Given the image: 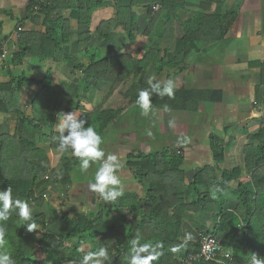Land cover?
Listing matches in <instances>:
<instances>
[{
    "label": "trees",
    "instance_id": "trees-1",
    "mask_svg": "<svg viewBox=\"0 0 264 264\" xmlns=\"http://www.w3.org/2000/svg\"><path fill=\"white\" fill-rule=\"evenodd\" d=\"M156 1L161 2L162 8L154 13L145 34L150 33L152 24L162 15L166 25L172 24L177 18V10L184 6L186 0ZM204 1L218 3L220 0ZM149 3L150 1L131 0L130 5L124 8L116 6L115 17L103 25L110 26L120 22L132 40L134 21L131 14L128 18L127 15L133 5L143 4L149 7ZM100 4L97 0H51L42 3L32 0L28 7L31 20L35 24L40 23L37 14L43 13L45 32L26 30L23 25H19L17 32L20 42L11 62L18 65L25 58L40 61L65 59L82 71L85 90L109 84L99 108L82 118L87 124L91 121L92 126L101 120L97 131L102 133L119 114V111L101 109L104 102L130 74H134L136 80L125 96L135 102L138 89L147 87L145 82L139 80L143 67L150 60H155L158 70H162L166 54L153 47L146 50L140 60L127 53L110 54L101 59L91 58L86 65L67 54L62 45L69 40L70 19L88 26L92 12ZM36 6L40 7L38 11ZM65 9L71 10L69 18L59 16L55 20L50 19L56 11ZM199 20L198 29L192 23L184 26L183 36L176 48L183 59L196 51L195 44L200 40H222L231 21L219 16L199 17ZM204 25H208L206 30L201 28ZM108 34L101 33L107 38ZM1 44L0 40V56ZM259 66L264 67V62ZM25 82L35 81H28L21 74L0 83V93H10L9 97L0 95V110L10 111L16 108L13 94ZM48 87L50 90L44 87L33 102L41 98L42 94L45 96L53 92L52 99L57 96L56 89L50 84ZM214 94L208 92L205 96H196L194 91L176 90L171 98L153 95L152 108H164L167 105L171 110L185 111L189 109L187 103L190 101L220 102L222 98L217 93ZM78 99L75 97L70 100L66 109H79ZM55 108L53 103L50 113H44V127L37 125L36 129L24 132L22 125L31 124L33 120L21 116L17 124V140L14 137L7 139L5 135L0 136V190L11 187L14 197L26 200L38 225V229L29 232L16 212L7 221L0 222V227L5 231L6 248L12 253L15 264H80L84 252L96 251L100 247L108 250L109 259L105 264H129L128 254L133 239H138L141 244L162 245L158 249L161 254L153 264H219L196 257L201 251L202 238L211 233L217 237L223 252L230 256L225 259V264H249L252 254L264 258V127L247 135L244 165L232 169H221L218 166L225 151L218 145L221 139L211 136L210 147L214 162L203 166L189 183L185 182L184 156L181 153L169 149L130 153L127 165L139 182L142 193H124L108 206L101 205L94 211L74 212L71 216L70 210L60 213L50 204L48 210L42 211L46 200L43 196H38L35 190L50 168L49 157L38 143L49 142L54 148L58 143L56 137L59 133L54 131ZM66 154L67 152L63 153L60 167L48 175L47 185L71 182V174L79 161ZM243 172L250 175V180H240ZM189 214H208L214 219L208 230L199 229L200 237L195 242L181 239L182 222ZM241 223L245 226H241ZM86 243L93 247L80 251V247ZM173 248L177 251H172Z\"/></svg>",
    "mask_w": 264,
    "mask_h": 264
},
{
    "label": "crops",
    "instance_id": "crops-1",
    "mask_svg": "<svg viewBox=\"0 0 264 264\" xmlns=\"http://www.w3.org/2000/svg\"><path fill=\"white\" fill-rule=\"evenodd\" d=\"M31 1L0 0V40L2 42L0 83L7 82L11 77L20 74H23L28 81H35L34 83L25 82L22 88L13 94L16 108L10 111L0 110V136L5 135L7 139L19 138L16 137V131L18 119L21 116L33 120L31 124L22 125L24 132L32 131L39 125L44 127L43 115L50 113L53 103L56 105L54 131L58 133L57 123L61 113H75L79 118L86 117L99 108L110 87L109 84H101L98 88L85 90L82 71L65 59L40 61L25 58L21 64H12L11 61L20 42L17 32L19 25H23L26 30L45 32L42 22L45 17L43 13L37 14L40 17V23L35 24L31 20L28 10ZM36 1L42 3L51 0ZM97 1L101 4L92 12L88 26L80 25L76 19H70V36L68 42L62 45L63 50L86 65L91 58L101 59L110 54L127 53L140 60L146 50L153 47L161 49L164 55L166 54L164 68L159 71L156 61L150 60L143 67L139 80L146 83V77L155 75L157 80L173 79L175 91L190 90L194 91L196 96H205L208 92L217 93L222 98L220 102L215 103L190 101L187 103L189 109L185 111L152 108L149 113L150 121L155 124L153 136L157 138L165 136L167 139L160 145L163 146L162 149H169L184 156L185 182H191L203 166L214 162L210 147L211 136L221 139L218 145L225 151L222 162L218 164L221 169H232L244 165V145L247 135L264 127V67L259 66L264 62V0H220L218 3L186 0L184 6L177 10V18L172 24L166 25L162 15L156 23L152 24L150 33L146 34L144 31H147L149 22L154 13L160 11L162 4L156 0H144L150 1L149 7L143 4L133 5L127 15L128 18L131 14V19L134 21L132 40L129 39L127 31L120 22L110 26L103 25L104 22L115 17L116 6L124 8L130 5L131 0ZM155 4L160 5L158 10L153 9ZM38 8L40 7L36 6L35 9L38 11ZM149 9L151 11H148ZM70 11V9L56 11L50 19L55 20L59 16L69 18ZM205 16H219L221 19L227 17L231 20L224 38L219 41L196 42V51L183 59L176 48L183 36L185 24L192 23V26L198 29L199 17ZM197 19L199 21H196ZM207 26L204 25L201 28L206 30ZM217 30L216 28L215 31ZM210 32L213 33L212 30ZM101 33H109L108 38ZM135 80L134 74H130L104 102L101 109L119 111V114L101 133L104 135L101 147L106 155L112 153L120 157L122 167L117 174L123 183L124 193L141 194L142 188L127 165L128 155L143 152L139 151L140 147L147 151L143 153L152 152L149 151L151 148H145L144 141L140 140V133L135 130H128V132L118 133L114 138H108L113 127L122 121L129 111L139 109L135 102L125 96ZM49 84L56 89L57 96L52 99L53 92L45 96L42 94L41 98L33 102L44 87L50 90ZM0 95L9 97L10 93H0ZM75 97L79 98V109L67 110L70 100H74ZM171 119L175 120L174 128L169 127L168 122ZM100 122L101 120L94 123L96 130ZM89 124L92 125L91 121L87 126ZM184 138L187 139L184 140ZM182 140L183 143H181ZM38 146L43 148L49 157L50 168L46 175L48 176L60 167L63 153H59L57 147H51L49 142L38 143ZM66 155L73 157L70 151ZM92 167L93 164L86 173H81L77 165L71 174V182L67 183L47 185L48 179L45 176L36 185V193L38 196H43L48 204H50V197L53 198V196L65 199L64 204L70 210L71 216L74 212L94 211L101 205L108 206L111 202L104 201L98 193L89 189V183L94 182L97 169V166L93 170ZM91 170L92 177L85 179L84 175ZM240 180L246 182L250 180V175L243 172ZM213 222L211 215L189 214L182 222L181 239L197 241L200 237L199 229L206 231ZM241 226L245 224L241 223Z\"/></svg>",
    "mask_w": 264,
    "mask_h": 264
},
{
    "label": "clouds",
    "instance_id": "clouds-1",
    "mask_svg": "<svg viewBox=\"0 0 264 264\" xmlns=\"http://www.w3.org/2000/svg\"><path fill=\"white\" fill-rule=\"evenodd\" d=\"M147 87L138 89L136 105L141 109V115L148 116L152 110V96L174 97L175 82L173 79L157 80L155 75L146 77ZM165 111H169L167 105ZM255 115V113H253ZM169 127H175V120H169ZM85 119L79 118L75 113H61L57 123L59 135L57 140V151L59 153L71 152V155L79 160V170L86 173L93 163L98 167L94 174V182L89 183V189L98 193L106 202L116 201L124 194L123 183L117 174L122 167L120 157L109 153L106 155L101 147L103 138L94 126L88 125ZM149 135L151 133L149 132ZM187 138H184L186 140ZM184 141L182 140L181 143ZM16 212L20 220L24 222L27 230L33 232L38 229L37 223L33 219L32 210L26 200L19 196H13V190H0V222L7 221L11 214ZM190 238V236L188 237ZM162 247L159 243L141 244L138 239L131 241V248L128 254L129 264H153L158 260ZM83 251V249H80ZM172 251H177L173 248ZM109 259L108 250L104 247L96 251L84 252L80 264H105ZM0 264H15L12 253L6 248L5 231L0 227ZM249 264H264V258L257 254H252Z\"/></svg>",
    "mask_w": 264,
    "mask_h": 264
},
{
    "label": "rangeland",
    "instance_id": "rangeland-1",
    "mask_svg": "<svg viewBox=\"0 0 264 264\" xmlns=\"http://www.w3.org/2000/svg\"><path fill=\"white\" fill-rule=\"evenodd\" d=\"M132 120H133V123H132ZM154 126H155V124L150 121L149 115L148 116L141 115V109L137 108L135 110L129 111L124 116V119L122 121H119L117 123V125L113 127V129L110 131V135L108 136V138H112V137L114 138L115 135L116 136L118 135V133H124L125 131L128 132V130H135V132L140 133V140H141V142L144 141L145 148L150 147L151 149L149 151H152V152L159 151V150H162V148H163V146H160V145L164 144V141H166L167 139H165V136H160L158 138L156 136H153ZM149 132L151 133V135H149ZM98 133L101 135L102 138L104 137V135H102L100 132H98ZM113 140H115V139H113ZM140 149L141 150H139V151L147 152V151H144L145 149L142 147H140ZM95 166L98 167V164L93 163L92 170ZM92 170L90 173H87L86 175H84L85 179L92 177L91 176ZM76 176H77V173H76ZM64 200H63V198H60V197H55V196H53V198L50 197V205L55 207L56 209H58V211L60 213H62L63 211H66V209H67L66 205L64 204ZM46 210H48V203L44 202V206L42 207V211L45 212ZM40 233L41 232L38 230L39 235H40ZM91 247H93V245H91L90 243H86L85 245L81 246L80 249L84 250V249H89ZM69 264H76V263L72 262Z\"/></svg>",
    "mask_w": 264,
    "mask_h": 264
},
{
    "label": "built area",
    "instance_id": "built-area-1",
    "mask_svg": "<svg viewBox=\"0 0 264 264\" xmlns=\"http://www.w3.org/2000/svg\"><path fill=\"white\" fill-rule=\"evenodd\" d=\"M159 8V4L153 6V9L155 10H158ZM45 178L47 179L48 176ZM196 257H202L207 261L225 264V259H228L230 256L228 253L223 252L217 237L211 233L202 238L201 251Z\"/></svg>",
    "mask_w": 264,
    "mask_h": 264
}]
</instances>
